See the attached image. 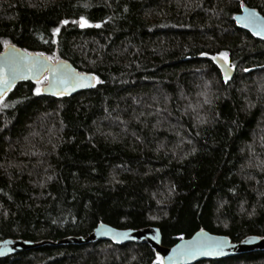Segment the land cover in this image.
<instances>
[{
  "label": "trees",
  "instance_id": "1",
  "mask_svg": "<svg viewBox=\"0 0 264 264\" xmlns=\"http://www.w3.org/2000/svg\"><path fill=\"white\" fill-rule=\"evenodd\" d=\"M243 6L264 16V0H0V54L14 45L100 81L57 98L46 78L22 82L0 100V241L46 243L0 264L162 262L147 244L57 245L102 224L159 228L166 247L200 231L264 238V40L237 26Z\"/></svg>",
  "mask_w": 264,
  "mask_h": 264
},
{
  "label": "water",
  "instance_id": "2",
  "mask_svg": "<svg viewBox=\"0 0 264 264\" xmlns=\"http://www.w3.org/2000/svg\"><path fill=\"white\" fill-rule=\"evenodd\" d=\"M237 26L250 34L254 38L264 40V16L257 10L243 6L241 12L235 16ZM254 30L255 33L254 34ZM40 61L49 66H55L57 62H53L47 56H40V54L29 53L23 49L9 45L3 53L0 54V78L11 80V86L4 88L0 85V100L9 92H11L17 85L22 82L37 83L43 79H47V84L42 88V94L45 96L57 98L61 96H75L79 93L92 90L96 87V78L93 74L79 72L70 62L61 60L59 70L55 67L49 70H42L40 72L28 70V66ZM217 69L220 71L223 80L227 76V81L234 78L236 70L227 64L223 66V61L214 62ZM16 68L18 75L12 78V71ZM59 73H75L83 77H88V81H81L86 86H74L69 84L67 90L65 85L56 82V77ZM50 82H52L50 86ZM90 82V85L88 86ZM99 241H109L116 246H123L127 244H147L150 245L162 258L163 264H197L204 261L221 260L234 256L264 252V238L249 237L240 243H233L227 236L215 235L208 231H200L193 237L179 241L173 247H166L163 245L162 234L159 228L149 227L142 230H120L112 226L102 224L98 226L92 234L86 238H68L61 241L57 245H88L97 243ZM205 243L215 245L217 242H223L221 247L217 249H205L204 251H211L213 254H204V251L196 250L192 252V245L194 243ZM46 243L35 244L22 240H5L0 241V259L14 256L19 253L34 250L42 247Z\"/></svg>",
  "mask_w": 264,
  "mask_h": 264
},
{
  "label": "snow or ice",
  "instance_id": "3",
  "mask_svg": "<svg viewBox=\"0 0 264 264\" xmlns=\"http://www.w3.org/2000/svg\"><path fill=\"white\" fill-rule=\"evenodd\" d=\"M63 23L68 24L69 22L64 21ZM74 23H78L80 28L100 27L99 24H96V25L90 24L89 21L83 17H81V19L78 22H74ZM55 31L59 32V29H56ZM262 31H264V26H262ZM254 34H256L255 30H254ZM201 55L207 56L208 54L207 53H201ZM40 56H43V54L41 53ZM210 59L213 62L223 61V65H221L222 69H223L224 65H227L230 63L227 52H220L216 56H212ZM59 66H60L59 61L56 63L55 66H49V65H46L40 61H37L36 63L29 65L28 70L32 71L33 69H35V71L40 72L42 70H49L52 67H55L57 70H59ZM245 71H247V70H245ZM18 74H19L18 70L16 68H14L12 71V74H11L12 78H15ZM93 79H96V83H100L99 79H97V78H93ZM81 81H88V77H83V76H80L79 74H75V73H59L56 77V82L59 84L65 85V90H67V86L69 84H73L74 86H80V87L86 86L84 83H81ZM37 83H39V80H37ZM225 83H227V76L225 77ZM51 84H52V82H50V86H51ZM0 85H2L4 88H9L11 86V80H6V79L0 78ZM88 86H92V85H90V82H89ZM35 92L37 95H39V94H41V89L37 88L35 90ZM222 243L223 242H217L215 245H209V244H205L203 242L194 243L192 245V252L194 253L196 250L204 251L205 249H211L212 247H216L217 249H219L221 247ZM204 254L211 255L213 253L211 251H204ZM157 264H162V262L158 260Z\"/></svg>",
  "mask_w": 264,
  "mask_h": 264
},
{
  "label": "rangeland",
  "instance_id": "4",
  "mask_svg": "<svg viewBox=\"0 0 264 264\" xmlns=\"http://www.w3.org/2000/svg\"><path fill=\"white\" fill-rule=\"evenodd\" d=\"M57 60H58L57 57H53V58H52V61H53V62H56Z\"/></svg>",
  "mask_w": 264,
  "mask_h": 264
}]
</instances>
